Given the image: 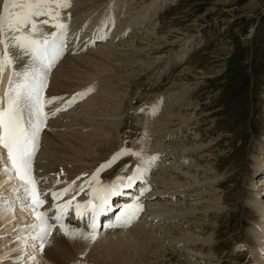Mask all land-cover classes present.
<instances>
[{"label": "rangeland", "instance_id": "obj_1", "mask_svg": "<svg viewBox=\"0 0 264 264\" xmlns=\"http://www.w3.org/2000/svg\"><path fill=\"white\" fill-rule=\"evenodd\" d=\"M2 6L3 0H0V10ZM61 19L67 25L65 40L72 36L74 37L72 44L76 42L73 47L62 51L49 71L44 95L46 98L61 97L63 100H56L57 102L48 105L46 111L51 110L57 103L63 104L76 93L84 92L89 87L92 91L83 97L78 96L70 107L47 120H63L68 127L60 126L49 130L48 122L41 132L39 148L34 159L36 162L34 164L42 161L40 163L42 169L39 172H43L44 169L52 171L49 177L54 176L52 179L56 181L63 176L60 178L63 183L59 180L61 187L56 183L62 188L64 184L66 186L77 180L76 175L68 173L70 164L73 166L77 164L72 167L74 170L83 162L86 164L85 171L92 173L123 148L142 153L145 160L158 150V158L151 163L152 167L150 166L149 180L152 182L164 177L161 162L164 160L163 153L167 152L162 151H165L170 140L178 138L186 146L202 144L204 145L202 152L191 149L174 150L175 155L171 156L174 157L171 163L169 161L165 163L173 171L181 169L187 172L180 178L181 180L177 179V175L170 174L171 177L167 176L169 180H176L182 185H193L196 191L176 195L171 200L159 201L161 205L169 203L174 212L178 210L192 213L186 218L179 217L167 222L153 223L157 225V231L163 232L157 236L159 240L157 253L151 252L147 259L142 260L133 256L134 263L131 264H255V259L250 255L254 239L251 228L258 222L249 202L254 199V185L258 187L261 178L264 177V172L261 173L254 160L256 155L262 154L261 149H264V0H71V6L62 10ZM91 24L94 25V29L92 27L93 30L90 31L88 26ZM80 25L81 30L77 28ZM75 26L77 30L74 35L72 31ZM45 28L49 32L54 30L50 25H46ZM100 31L106 38L93 42L87 48L78 46L84 37L100 35L98 33ZM152 32L155 36H152ZM109 33H112V36ZM99 46L109 50L104 53L114 60L112 63L104 61L99 71L88 73L87 68L82 66L81 58L77 61L67 58L68 55L70 57L99 50ZM11 50L13 51L11 54L17 56V50L15 48ZM65 61L68 62L65 64L67 67L63 65ZM23 63L26 65L28 60L27 62L24 60ZM60 65L64 66L61 71ZM187 66L190 67V71L180 76L181 70ZM55 71H60L62 75ZM8 72L10 77L11 65L8 66ZM59 74L64 79L62 77L59 79ZM57 86H61V90ZM178 96L181 97L180 100ZM108 101H114L117 108L105 110L102 105ZM185 103L186 108L190 110L182 113L195 115L189 128L170 123L164 127L162 121L156 123V119L158 120L164 113L162 109L168 110L177 105L175 110L177 112ZM87 104H92L93 110L91 107L89 109ZM154 104H157V108L151 114L150 109L155 106ZM82 105L91 110L83 113L85 116L87 113L88 118L81 114L85 110ZM69 111V116L65 115ZM95 114H108L110 118L112 116L114 119L112 124L117 126L108 125V121L104 119L103 122H107V126L113 127L112 132L106 133L108 136L103 135L101 144L95 147L96 151L92 150L82 157L77 150L78 145L63 140L55 133L68 132L70 135L83 133L82 131L86 133L92 130L94 125L85 124L87 121L97 120ZM90 117L93 120H90ZM82 120L81 125L78 121ZM104 125L102 127H105ZM151 125L162 128L161 135L165 136L160 142L162 146H155L158 148L154 150V144L159 138L152 140L146 138L147 132L152 131ZM98 127L99 130L102 129L101 125L95 128L98 130ZM95 128L93 127V130ZM48 131H53L55 135V138H52V145H48L52 141L49 140ZM159 134L160 131H157L155 136ZM46 139L48 144L44 143L45 141L47 143ZM69 148L72 149L68 152ZM45 151L49 160L38 159L41 152L47 156ZM92 156H96L94 161L91 160ZM169 158L170 156L168 160ZM50 160L54 168L49 165ZM140 162L142 158L140 160L136 156H121L111 167L103 169L102 174L100 171L99 180L110 178L113 174L117 177L127 176ZM46 163L53 169L47 167ZM59 164H63V168ZM56 170L62 174H58ZM112 179L114 180L107 183L117 182V178ZM6 186L3 188L7 189ZM258 188L261 189L260 186ZM157 190L159 191L156 192L163 191L161 187ZM170 191L172 192L167 190L166 193L171 196ZM5 193L7 192L0 195ZM256 196L259 200H262L261 196L264 198L262 193ZM11 199L14 198L11 197L9 200ZM22 218L25 219L14 218L13 224L22 221ZM137 221L139 220L136 219L130 224H139ZM8 227L11 228L12 225L9 224ZM123 227L127 226L110 227V231L116 229L124 231ZM16 228L17 226L13 227L10 233L14 234ZM178 228L185 234H192L198 241L188 239L183 241V245L175 244L172 247V242L178 240V234L181 232ZM52 232L54 233L55 229ZM63 239L65 242L69 240ZM199 239H202L201 242ZM72 241L78 242L77 239ZM92 243L87 242L85 245L77 243L79 244L77 247L73 245V259L70 264H110L101 256V248H96L97 246ZM181 245L186 246L185 249L192 253L189 257L184 258L187 251H184ZM0 246L5 248L4 245ZM180 248L182 251L179 252ZM262 255L264 256V253ZM42 257L39 258L42 259L39 262L45 264ZM186 259H190L188 263Z\"/></svg>", "mask_w": 264, "mask_h": 264}, {"label": "bare ground", "instance_id": "obj_2", "mask_svg": "<svg viewBox=\"0 0 264 264\" xmlns=\"http://www.w3.org/2000/svg\"><path fill=\"white\" fill-rule=\"evenodd\" d=\"M85 4H87V3H85ZM80 8H82V7H80ZM73 18H75V17H73ZM93 26H94L93 24L89 25L88 29L91 31ZM77 28L79 30H81V25H80V27H77ZM77 28L75 26L74 30L72 31L74 33V35L76 33ZM93 29H94V27H93ZM98 33L100 34L101 31L98 32ZM109 35L112 36V33H109ZM153 35L154 34L152 32V36ZM99 37H102V35L100 34V35H94V36L86 37V38L84 37V39L80 43H78V46L79 47L82 46L84 48H87V47L91 46V44H93V42L95 43V42L101 41V39ZM73 39H74V37L71 36L70 39L65 40V48H71V47L74 46L76 41L72 44ZM164 40H165V38H164ZM102 47L99 46L100 49L96 50V51L92 50V52L88 51V52H86V54L83 53L82 55H84V56H82V55H73V56L68 57L69 56L68 55L67 58H68V60L72 59V60H76V61L79 60V58H81L80 60H83L82 61V66L87 68V70L89 71L88 73L96 72V71L101 70L100 69L101 68V64H103L104 61H107V63H110L109 61H111V63L114 61L111 56H109L106 53H104L105 51H109V50H107V49L104 50V48H102ZM0 49H1V53H2L3 52V44H0ZM10 51H12V50H10ZM101 51H103V53ZM24 60H26V62H27L28 59L26 57H19L18 60H17V65H23L24 64L23 63ZM64 60H66V59H64ZM66 62L67 61H65V63H63V65L67 67L68 65H65V64H67L68 62L67 63ZM116 64H117V62H116ZM62 66L60 65L59 67H62ZM63 67L60 68V71H61V69H64ZM11 70L13 71V66L12 65H11ZM60 71H58V72L55 71V72L56 73H61ZM189 71H190V67L187 66V67H185L184 69L181 70L179 75L181 76L185 72H189ZM204 73H205V71H204ZM52 74H55V73H52ZM61 75H62V73H61ZM61 77L62 76H60V74H59V79ZM8 79H9V72H8V67H7V68L4 69V71L2 73V78H0V96L4 95V92H5L6 88H7ZM52 79H54V78H52ZM59 79L57 78V81H59ZM61 81H62V79H61ZM52 83H53V80H52L51 84ZM58 85H60V84H58ZM53 87H55V86L53 85ZM57 87H59V86H57ZM60 87H59V89H60ZM76 87H77V85H76ZM63 88H64V86H63ZM66 88H68V87L66 86ZM184 90H186V89H184ZM52 91H53V89H52ZM53 92H55V91H53ZM185 92H187V91H184V93ZM183 95H185V94H183ZM178 97H179V100H180L181 97L180 96H178ZM103 102L104 101L102 100L101 103H103ZM101 103H100V108H101ZM187 103L182 105V107L178 108L177 112L175 111L176 108H177V105L175 107L173 106L171 109H168V110H163L162 109V111H164V113L161 114V116L159 117L158 120L156 119V123L159 122V121H162L164 123V127H166L170 123V124H178L179 126L189 128L191 120H193L195 118V115L182 113L183 111H186L187 109L190 110L189 108H186L187 106H185V105H187ZM61 105H62L61 103L60 104L57 103V104L52 106L51 110L54 109V108L60 107ZM156 105L153 106L150 109L151 110V112H150L151 114L153 112H155V110L157 108ZM87 106L89 107V109H90V107L92 108V104H87ZM87 106L86 105H84V106L82 105L81 106V107H84V109H85L84 112H82V113L80 112L82 115H83V113H85L87 111L90 112L94 108L93 107L89 111L87 109L88 108ZM102 106H104L103 108L105 110H108V111L114 110L115 108H117L116 107V103L114 101H108V103L105 102V104H103ZM47 108H48V106H47ZM100 108H98V109H100ZM69 113H70V111L67 112L65 115L69 116L68 115ZM80 113H78V114H80ZM109 114H111V113H109ZM86 115L87 116H85V115H83V116H85V118L86 117L88 118V114L87 113H86ZM107 115L108 114H105V115H100V114L96 115L95 114V116H96L95 118H97V120H94L93 122H91V121L90 122L89 121L86 122V119H85L84 123L86 122V124H85L86 126H89L90 124L94 125L91 128L92 130L87 131L86 133H84V131H82L83 133H79L78 132V134H75V135H73L72 132H71L72 135H70V133H68V132H56L55 134L60 136L63 140L65 139V141L68 140L73 145H76V146L78 145L77 146V150L80 151V154H82V157H83V155L86 156V154L88 155L90 151H92V150H93V152L96 151L95 147H96V145H98V144L100 145L101 144L103 135L106 136L107 135L106 133L112 132L111 128H113V127L107 126V124H106L107 122L106 123L103 122V121L107 120L108 121V125L114 123L113 117L110 115L111 116V118H110ZM75 116H77V114ZM83 116H81V117L83 118ZM64 117H66V116H64ZM91 117L93 118L94 116L91 115ZM91 117H90V120L92 119ZM107 117H109V118H107ZM62 121H58V120L47 121V123L50 122L49 126H47V127L49 128V130H52L54 127H60V126L61 127L62 126L66 127L67 123L66 122L64 123V121L63 122ZM76 121L77 120L75 119L74 122H76ZM79 122L82 125L83 120L82 121H78V123ZM104 124H106V125H104ZM72 125L73 124H71V126ZM97 125H101V127H102V125H104L105 127H102V129H100V130H99V127H98V130H97V128H95ZM113 125H115V124H112V126ZM115 126H117V125H115ZM93 127L95 128L96 131L93 130ZM151 127H152V125H151ZM167 128H165V129H167ZM151 129H152V131H150V133L147 132V134H148V136L146 137L147 140H149V138L151 140H152V138H155V139L159 138V141L155 142V144H154V148H153V150H154V149L158 148V147L155 148V146H159V147L162 146L160 142H161L162 139L165 138V136L161 135V129L162 128H159V126L154 125ZM190 129H191V126H190ZM59 131H60V129H59ZM157 131L158 132L160 131V134L157 135V137H156L155 134H156ZM101 132H102V134H101ZM184 132H186V131H184ZM48 133H49V136H50L49 140H52V138H55V135H54L53 131H48ZM153 133H154V135H153ZM42 135H43V133H42ZM194 138H196V137H194ZM46 140H47V143H46V141L44 143L48 144L49 143L48 139H46ZM147 140H146V142H147ZM194 140L197 141V140H200V139H194ZM263 141H264V139H263ZM50 143L48 145H52L53 144V140L50 141ZM45 144L42 143L43 146H45ZM48 145H47V147H49ZM203 146L204 145H202V144L200 146H196V145L195 146H186L178 138H176L175 140H170L168 145H167V147L164 146L166 148L165 151H162V152H167V153H163V156H164L163 159L164 160H162V162H161L162 169H163L162 170V172H163L162 175H164V177L163 178H159L156 181H152L151 182L149 180V179H151V178H149L150 168L152 167L151 163H153L154 161L149 163L148 159L145 160L143 158L144 161L142 159V162H140V163H138L136 165V166H140L143 169H147V171H145L143 173V178L135 181L136 183H139V185L141 187H143V191H142L143 194L141 195V193H138V191H135L133 193H128L127 192L126 195L128 196V198H126V200L125 199L117 200L116 201L117 203L114 205L115 207L114 206L113 207L116 208V209L118 208L117 210H120L119 211L120 213L118 215V216H120L121 212L123 210V206L125 204H130L134 200L139 199V201L143 204V211L140 212L137 215V217L132 220V221H134L136 219L139 220V221H137V222H139V224L136 222L137 224L132 223L130 225L129 224L126 225L127 227H123L124 231L126 229L125 232L121 231V230H118L116 228H115L116 230H111L110 231V228H109L110 226L106 227L104 230L98 231L99 232L98 238L93 243L97 246L96 248H101V256L106 258V259L103 258L104 260H106V262H108L110 264H131V263H134L133 256H135L136 258H139L141 260L142 259H147L151 252L152 253H155V252L157 253V251H158L157 248L159 246L157 244L158 241H159L157 236L159 234L163 233L162 231H157V229H156L157 225L153 224V223H155V222L161 223L160 221H166L167 222V221H171L172 219L173 220H175L176 218L179 219V217L180 218L181 217L186 218L189 214L192 213V211L191 212L190 211L181 212V211H178L177 209H176L177 211L174 212V211L171 210L173 207H170L169 203H167V204L166 203L165 204L162 203L163 205H161V203H159V201H163L165 199H170L171 200L176 195H183L184 193H191L193 191H196L195 188L192 187L193 185L192 186L191 185H182L181 183H179L176 180L175 181L174 180H169L167 176H170V174L171 175L175 174V175H177V179H180L185 174H187V172L181 171V169L179 171H173V170L170 169L171 167H168L165 163L167 161H169L171 163V161L174 158V157H171L174 154L173 153L174 150H176V151H178V150L179 151H186V150L191 149L192 151H195V152H202V151H204L203 150ZM167 148H169L171 150H169ZM71 149L69 148L68 152ZM156 151L158 152V150H156ZM157 152H154L152 154V156H157ZM45 153H46V151H45ZM54 153H55V151H54ZM261 153L262 154L259 153L258 155H256L254 157V160H255V163L258 166V169L263 174V172H264V149L263 148L261 149ZM41 154H42V152H41ZM41 154H40V157L38 156L39 157L38 159H40V158L44 159L45 158V160H49V159H47L48 158L47 153H46L47 156H45L44 154H42V155ZM64 154H66V153H64ZM71 154H72V151H71ZM43 155L45 157H43ZM152 156H150V157H152ZM169 156H170V158L168 160ZM64 157H65V155H64ZM49 158H51L53 160L52 157H49ZM42 159H40V160H42ZM95 159H96V156H92L91 157L92 161H94ZM140 160H141V158H140ZM54 161H53V163H54ZM50 162H51V160L48 162L49 165L53 166V168H54V164L52 165V164H50ZM34 163H36V162H34ZM40 163H42V161ZM40 163L34 164L33 167H34V175L38 179L39 178H43V179L39 180V183H38L39 189L41 191H45V192L49 193V195L46 197V203L44 204L43 208L41 209V210H44V209L51 208L53 203H54V201L51 198L50 193L53 192V191H56V192L61 191L62 189H64L68 185L64 186L65 184L64 185L62 184L63 185L62 188H60L61 185L59 183H57V184H59L60 187L58 185H56V180L52 179V177H54V176L49 177L50 175H52V174L49 175V173H51L52 171L48 172L47 169L43 168L45 171L43 170V172L42 171L39 172L42 169V167H41L42 165H40ZM48 163H46L47 167L49 166ZM46 164H43V165H46ZM63 164H59V165H61V167L63 168V166H64ZM66 165L68 166V164H66ZM70 165H71V167L68 166L69 170H70V171L68 170L69 171L68 173L70 174V172H72V175H74V176L76 175V178L79 177V179L75 180V184L72 186V189L66 195H64L62 197L60 202L62 203L64 201H67V200L71 199L73 196H75L74 204L75 203L83 204L84 202H86L90 198L89 197V192H90L91 189H90L89 185L86 183V181H88L91 178L92 174L96 172V169L92 173L85 171L86 164L83 163V162L80 164V166H78L74 170L72 169V167H75L77 164L74 165V166L72 164H70ZM51 166H49V167H51ZM107 168H109V167H107ZM64 169H68V168H64ZM0 170H1L0 173L4 172L3 169H0ZM133 170L131 172H129L128 175H131ZM56 172H57V170H56ZM57 173L58 174H62V173H59V172H57ZM101 174H102V171H101ZM101 174H99L98 179L101 176ZM63 175H64V173H63ZM55 176H57L56 173H55ZM7 177H8V174L3 176V178H0V194L2 192H7V193H5L2 196L0 195V202H3L4 200H8L9 202H13V209L10 210V211H7V212L0 211V245H4L5 246V248H2V246H0V264H33V262H35V261L37 262L41 256L44 257V258L43 257L42 258H43V261H44L45 264H70V262L73 259V245H75L77 247V245H79L77 243H81V244L85 245L87 242L89 243L91 241H85V240H82V239H77L78 242L72 241L74 239H70V238L66 237L59 230V226H57L55 228V232L54 233L52 232L53 234L51 236H49L47 242H45L44 251H40L39 244H37V239L33 238L35 236L36 230L30 227L32 224H34L36 222V218L32 214L30 209L25 208L20 201H16L15 200V197H14V194H13V189L19 187V182L17 180H15V179H9ZM61 177H63V176H61ZM61 177H59V180H61L62 183H63V180L60 179ZM102 177H107V176H102ZM112 177L113 178H117V176L113 174L110 178L107 177L106 179L99 180V186H104V185L111 184V183H107V182L110 181V180H114V179H112ZM123 177H126V176H123ZM68 178L70 179L71 177L68 176ZM68 178H66V180ZM173 178H175V177L173 176ZM56 179H57V177H56ZM10 180H11L12 184L9 183ZM54 180H55V183H54ZM61 181H60V183H61ZM7 183H9V184L7 185ZM3 184H6L8 186V187L6 186L7 189L3 188V186H4ZM81 184H84V191L83 192L80 191V185ZM93 186H96V185L93 184ZM195 186H197V185H195ZM259 186L261 187V189L258 188ZM259 186L255 187V185H254V189H256V190L253 189L254 199L252 200V202L251 201L249 202V205L252 207V209L256 213L255 215L257 217V222H258V223H256V226L254 228H251V232H252L251 234H252V237L254 239H253V244L251 245V250L252 251H250V255H252V257L255 259V264H264V256L263 255L261 256V254L264 253V224H263L264 223V198H263V196H261L262 200L261 199L259 200V198L256 196V195H259L261 193L264 194V177L261 178V183H260ZM159 187H161L163 189V191L161 190L160 192H156V191H159V190H157V189H159ZM126 189L130 190V188H126ZM167 190H172V192L170 191V193H172L171 196L169 195L168 192H167L168 194L166 193ZM11 197H13L14 199L13 200L12 199L9 200ZM144 201L146 203H143ZM158 205H160L161 207H159ZM162 206H163V208H162ZM72 209H75V208L73 207ZM193 211H196V210L193 209ZM49 215H52V213L50 212ZM73 216H75V213L73 214ZM17 217H24L25 219L22 218L23 220L22 219H21L22 221L19 220V222L15 225V224H13V220H14V218H17ZM116 218L117 217H114L115 220L110 225H113V224L117 223ZM259 218H260V221H259ZM140 219L143 220V221H141ZM9 224L12 225L11 228L8 227ZM80 224H82V223H80ZM78 225L79 224L77 223V219H76L75 222H72V223L70 222L68 224L70 229L71 228H77ZM16 226H17V228H16L17 231L14 234L13 233L11 234L10 230L13 227H16ZM178 229L181 231V228H178ZM85 231H87L86 228H85ZM170 233L172 234L173 232H170ZM180 233L178 234L179 235L178 236V240L176 239L177 240L176 242H172V247H174L175 244L176 245L177 244H182V243L184 244L185 240L188 241V239L191 240V241H195L197 239L192 234L189 235L190 233L189 234H185V232L184 233L182 232L181 235H180ZM8 234H10V235H8ZM15 236L19 237V239H17V237H15ZM165 237H168V236H165ZM63 238H67L69 240L65 242ZM201 240H200V242H201ZM206 240H207L206 242H208V238ZM196 241H198V240H196ZM182 245H181V247H182ZM197 246L200 247V245H198V244H197ZM185 247L183 246L182 249H184V251H187V254H184V258H187L192 253L189 252L188 249H185ZM182 249L180 248L179 252L182 251ZM84 250H86V249H84ZM129 254H133V255H129ZM195 255H197V254H195ZM194 258H196V257H194ZM40 260H42V259H40ZM189 260L190 259H186V262L188 263ZM31 261H33V262L31 263ZM148 263H150V262L148 261ZM35 264H40V262L38 261Z\"/></svg>", "mask_w": 264, "mask_h": 264}, {"label": "snow or ice", "instance_id": "obj_3", "mask_svg": "<svg viewBox=\"0 0 264 264\" xmlns=\"http://www.w3.org/2000/svg\"><path fill=\"white\" fill-rule=\"evenodd\" d=\"M70 6L71 0H3L0 10V44L4 46L3 52L0 53V78L5 68L13 66L8 86L4 95L0 96V169L8 174L7 178L19 182V187L13 189V194L15 200L30 209L36 218V222L30 227L36 230L33 238L39 240L40 251H44L47 238L57 226L70 239L95 242L99 235L98 218L110 210L112 197L123 195L122 189L131 188L147 171L136 166L131 175L117 177V182L99 186L100 171L111 167L121 156L131 155L143 159L142 153L123 148L101 164L86 181L91 189L90 198L86 202L74 204L75 196L60 202L72 189L75 184L73 181L61 191L51 192L54 201L52 207L41 210L49 193L39 189V180L43 178L38 179L34 175L33 164L39 148L40 134L50 117L70 107L78 96L83 97L92 91L89 87L64 101L60 107L46 111L48 105L56 100H63L61 97L46 98L44 93L49 71L65 48L67 25L61 17L62 10ZM46 25H50L54 30L47 31ZM12 48L17 50L15 57L11 54ZM19 57H26L28 63L17 65ZM157 158L152 156L147 159L151 163ZM0 178H3L2 174ZM56 183H60L59 179ZM80 191H84V184L80 185ZM73 207L78 220L87 217L84 227L70 229L65 223V217ZM12 209L13 202L4 200L0 203V211L7 212ZM142 211L143 204L136 199L130 204H125L121 215L116 218L117 223L109 226L128 225ZM50 212L52 215H49Z\"/></svg>", "mask_w": 264, "mask_h": 264}]
</instances>
